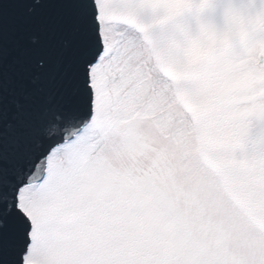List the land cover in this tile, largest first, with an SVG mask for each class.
I'll list each match as a JSON object with an SVG mask.
<instances>
[{
  "label": "snow or ice",
  "instance_id": "obj_1",
  "mask_svg": "<svg viewBox=\"0 0 264 264\" xmlns=\"http://www.w3.org/2000/svg\"><path fill=\"white\" fill-rule=\"evenodd\" d=\"M0 264H264V0H0Z\"/></svg>",
  "mask_w": 264,
  "mask_h": 264
},
{
  "label": "water",
  "instance_id": "obj_2",
  "mask_svg": "<svg viewBox=\"0 0 264 264\" xmlns=\"http://www.w3.org/2000/svg\"><path fill=\"white\" fill-rule=\"evenodd\" d=\"M17 56V52L15 50H11L10 53H9V60H11L12 58L16 57ZM23 84H24V87L25 88H30L31 85L28 81H23ZM18 99L21 100V102L23 101V98L22 97H18Z\"/></svg>",
  "mask_w": 264,
  "mask_h": 264
}]
</instances>
